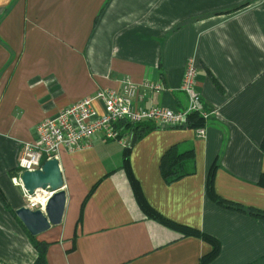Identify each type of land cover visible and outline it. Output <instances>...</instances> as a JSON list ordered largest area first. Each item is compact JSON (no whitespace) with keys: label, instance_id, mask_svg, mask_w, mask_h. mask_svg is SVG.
<instances>
[{"label":"crops","instance_id":"1","mask_svg":"<svg viewBox=\"0 0 264 264\" xmlns=\"http://www.w3.org/2000/svg\"><path fill=\"white\" fill-rule=\"evenodd\" d=\"M246 0H0V192L25 207L11 183L23 144L44 119L123 80L138 103L181 111L187 62L214 112L196 129L154 130L131 145L129 164L149 206L220 244L207 264H264V218L227 209L206 195L264 212V2ZM159 89V91H156ZM182 144L195 174L166 185L162 155ZM123 148L93 138L57 155L65 207L61 224L37 236L52 243L47 264H200L211 245L147 219L120 169ZM97 185L96 187H94ZM16 218V217H15ZM0 203V263L33 264L27 232Z\"/></svg>","mask_w":264,"mask_h":264},{"label":"built area","instance_id":"2","mask_svg":"<svg viewBox=\"0 0 264 264\" xmlns=\"http://www.w3.org/2000/svg\"><path fill=\"white\" fill-rule=\"evenodd\" d=\"M180 91L188 100L187 106L181 111L142 107L137 99L138 87L129 80L121 81L118 90L100 89L92 97L65 107L55 117L39 123L35 129L36 139L22 145L12 183L21 187L20 176L23 172L41 170L45 161L57 159L60 149L79 150L88 146L93 138L126 147L131 134H122L117 127L121 122L138 124L151 121L156 130L181 129L186 127L190 114H197L205 121L213 115L214 112L206 109L196 90V64L192 59L185 66ZM196 136L204 139L205 127L196 129ZM21 189L25 207L30 210L43 211L52 195L48 191H36L28 195Z\"/></svg>","mask_w":264,"mask_h":264},{"label":"trees","instance_id":"3","mask_svg":"<svg viewBox=\"0 0 264 264\" xmlns=\"http://www.w3.org/2000/svg\"><path fill=\"white\" fill-rule=\"evenodd\" d=\"M211 117L205 121L201 117H199L197 114H190L187 117V125L185 128L181 129H198L206 126V123L209 122ZM117 127L121 129L122 134L129 133L132 137L136 138V142L141 140L143 137H145L150 132L156 130L153 122L151 121H144L142 123L138 124H131L127 122H121L117 124ZM133 147L130 145H127L123 148V155H122V162L120 169L124 172L127 182L131 188L134 200L136 201V204L142 214L150 220H153L157 222L158 224H161L167 228L179 231L182 233L184 237H195L200 238L204 241H206L208 244L211 245V251L201 259L200 264H207L208 262L212 261L216 256L218 255L220 244L217 240L213 239L212 237H209L207 235H204L200 233L199 231L195 229H191L188 227H184L178 224H175L168 219L164 218L160 213L152 209L149 204L146 202L144 196L142 195V192L140 190V186L137 182V180L134 178L129 164V156L130 151ZM262 148L264 149V141L262 143ZM194 152L191 147L184 146L182 144H178L175 146L170 147L161 157L159 162V171L160 176L163 180V182L166 185H171L183 178L192 176L195 174V163H194ZM216 166L213 165L206 176V195L207 197L214 202L215 204L239 211L242 213H247L253 217L256 218H264V212L258 211L255 209H248L241 207L239 205L226 202L222 199H220L214 192V172H215ZM95 185L94 187H96ZM0 203L3 204V206L8 210V212L11 213L12 216H14V212L10 209L9 205L7 204L3 194L0 192ZM16 219V218H15ZM17 222H19L16 219ZM28 239L36 251L37 257L33 264H47L46 260V254L47 250L52 245V243H47L44 241H39L37 237H31L27 234ZM1 264V263H0Z\"/></svg>","mask_w":264,"mask_h":264},{"label":"water","instance_id":"4","mask_svg":"<svg viewBox=\"0 0 264 264\" xmlns=\"http://www.w3.org/2000/svg\"><path fill=\"white\" fill-rule=\"evenodd\" d=\"M135 142L136 138L132 137L131 145L133 146ZM20 184L28 195H33L36 191L52 193L43 211L30 210L27 207L14 211L15 217L27 234L37 237L51 227L60 225L65 207V192L62 190L63 179L57 159L45 161L41 170L23 172L20 176Z\"/></svg>","mask_w":264,"mask_h":264},{"label":"rangeland","instance_id":"5","mask_svg":"<svg viewBox=\"0 0 264 264\" xmlns=\"http://www.w3.org/2000/svg\"><path fill=\"white\" fill-rule=\"evenodd\" d=\"M254 1H256V0H246V1L243 2V5L240 4V5H238V6L231 7V8L229 9V11H227V13L234 14L235 12L239 11L240 8H242V7L245 6L246 4H251V3L254 2ZM257 1H258V0H257ZM259 2H260V4H262V3L264 2V0H260ZM15 176H16V170L13 171V172L11 173V175H10V181H11V183H12V178H14ZM12 184H13V183H12Z\"/></svg>","mask_w":264,"mask_h":264}]
</instances>
